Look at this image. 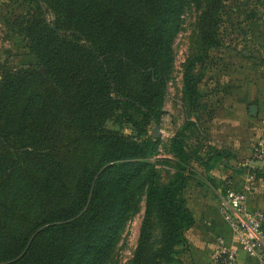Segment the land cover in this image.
Returning <instances> with one entry per match:
<instances>
[{"label": "trees", "instance_id": "16d2710c", "mask_svg": "<svg viewBox=\"0 0 264 264\" xmlns=\"http://www.w3.org/2000/svg\"><path fill=\"white\" fill-rule=\"evenodd\" d=\"M31 1L26 30L42 70H5L0 81V264H110L141 193L145 214L130 264H186V233L196 223L185 198L191 162L209 170L231 154L213 146L202 156L180 131L167 183L162 162L150 160L160 137L149 130L160 125L190 0ZM222 2L200 3L202 52L184 73L183 102L198 114L184 129L204 130L203 139L207 104L195 67L222 45ZM111 119L135 133L108 128Z\"/></svg>", "mask_w": 264, "mask_h": 264}, {"label": "rangeland", "instance_id": "374dc122", "mask_svg": "<svg viewBox=\"0 0 264 264\" xmlns=\"http://www.w3.org/2000/svg\"><path fill=\"white\" fill-rule=\"evenodd\" d=\"M201 2L202 0H190L181 15L180 30L173 43V71L167 84L164 111L159 125V153L150 159L153 162H162L156 166L161 183H167L176 171L173 165L174 154L171 151V138L176 133L182 131L188 143L198 149L202 156L213 148V145L208 143L209 138L203 139L204 130L184 129L188 121L198 118V114L188 109L183 102V89L188 62L202 52L199 39ZM35 8L36 5L31 0H0V81L5 70H42L36 54L31 49V40L26 30ZM220 16L218 36L222 45L207 50L206 55L195 67V72L201 76L200 89L203 92L214 90L213 93H207V109L200 113L203 127L220 108V104H237L236 100L241 98L242 93H251L249 105L256 104L258 113L253 117L249 108H245L242 112L247 121L242 127L247 133L250 132L245 129L247 126L257 127L258 132L261 131L264 135V0H223ZM236 121L240 122L234 123L237 128L242 120ZM107 127L120 130L125 135L135 133L130 124H123L114 119L108 121ZM153 128L150 127L149 130L151 135ZM231 157L234 166L248 167L246 158H235L236 155L232 153L229 159ZM191 166L195 170L193 179H197L203 166L195 161L191 162ZM137 200L135 209L130 213L120 234L110 264H130L133 258L145 214L143 193ZM156 232L157 230L154 231L155 234Z\"/></svg>", "mask_w": 264, "mask_h": 264}, {"label": "crops", "instance_id": "0c3cea01", "mask_svg": "<svg viewBox=\"0 0 264 264\" xmlns=\"http://www.w3.org/2000/svg\"><path fill=\"white\" fill-rule=\"evenodd\" d=\"M213 91L202 92L207 98V93ZM250 97L251 93H242L241 98L236 100L237 104H225L226 102L220 104L215 116L206 124L208 138L210 134L208 139L210 145L228 148L236 155L235 158L247 160L251 158L253 145L264 137L261 131L258 132L257 127L247 126L245 129L250 131L249 133L242 127L247 121L242 111L247 107L250 111ZM240 119L242 123L236 128L234 123H240L236 121ZM232 159L233 157L229 161H217L209 170L202 167L198 172L199 180L195 177L185 189L187 204L196 219L195 225L186 233L189 247L182 255L186 264H216L213 255L220 235L231 245L239 247L231 226L223 218L220 210V196L230 184L246 192L250 210L264 211V163L254 161L250 167H238L233 165ZM256 168L261 169L262 173L258 175L250 172ZM239 259L246 264H261L250 258L242 249L239 250Z\"/></svg>", "mask_w": 264, "mask_h": 264}, {"label": "built area", "instance_id": "2783aa9c", "mask_svg": "<svg viewBox=\"0 0 264 264\" xmlns=\"http://www.w3.org/2000/svg\"><path fill=\"white\" fill-rule=\"evenodd\" d=\"M254 161L264 163V137L253 148L246 165L250 167ZM225 191L220 196V210L231 226L239 247L228 243L224 236H218L213 255L215 263L246 264L239 259V250L242 249L250 258L264 264V211L248 208L245 191L232 185Z\"/></svg>", "mask_w": 264, "mask_h": 264}, {"label": "water", "instance_id": "95a60500", "mask_svg": "<svg viewBox=\"0 0 264 264\" xmlns=\"http://www.w3.org/2000/svg\"><path fill=\"white\" fill-rule=\"evenodd\" d=\"M52 26V25H51ZM250 114L251 115H257V113H258V109H257V105H255V104H252L251 106H250ZM160 132H161V130H160V126H155L154 127V129H153V133H152V135L153 136H155V137H158L159 135H160Z\"/></svg>", "mask_w": 264, "mask_h": 264}]
</instances>
